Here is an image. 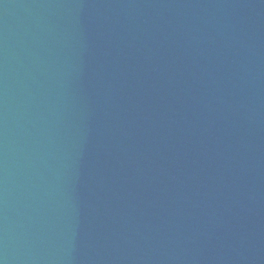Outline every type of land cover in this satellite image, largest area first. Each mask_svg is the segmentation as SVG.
Returning <instances> with one entry per match:
<instances>
[{
    "label": "water",
    "instance_id": "95a60500",
    "mask_svg": "<svg viewBox=\"0 0 264 264\" xmlns=\"http://www.w3.org/2000/svg\"><path fill=\"white\" fill-rule=\"evenodd\" d=\"M0 264H264V0H0Z\"/></svg>",
    "mask_w": 264,
    "mask_h": 264
}]
</instances>
